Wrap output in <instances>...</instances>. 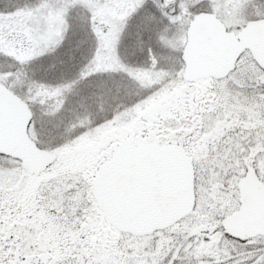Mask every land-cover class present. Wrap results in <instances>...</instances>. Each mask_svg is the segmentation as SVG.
I'll return each instance as SVG.
<instances>
[{"label":"snow or ice","instance_id":"1","mask_svg":"<svg viewBox=\"0 0 264 264\" xmlns=\"http://www.w3.org/2000/svg\"><path fill=\"white\" fill-rule=\"evenodd\" d=\"M0 264H264V0H0Z\"/></svg>","mask_w":264,"mask_h":264}]
</instances>
